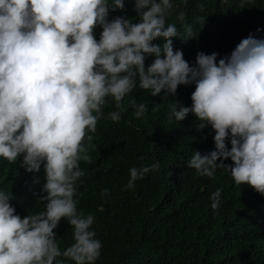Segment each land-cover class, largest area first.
Listing matches in <instances>:
<instances>
[{
  "label": "clouds",
  "instance_id": "9594fccd",
  "mask_svg": "<svg viewBox=\"0 0 264 264\" xmlns=\"http://www.w3.org/2000/svg\"><path fill=\"white\" fill-rule=\"evenodd\" d=\"M133 2L139 22L108 19L110 12L125 10V0H0V158L14 164L22 157L30 173L43 168L38 201L46 202L44 211L21 218L11 194L0 189V264H54L61 256L74 264H96L103 245L92 230L94 214L78 210L85 175L80 163H93V134L105 118L108 98L116 110L107 119L119 123L122 101L137 87L168 99L179 86L194 85L191 106L175 100L167 119L180 122L194 115L198 131L211 127L215 133V150L193 152L186 166L209 178L222 168L235 185L264 196V39L250 33L230 55L218 60L215 52H198L190 65L173 47L178 30L167 22L175 11L173 0ZM176 15L185 20L183 11ZM185 32V40L191 39L190 25ZM149 56L154 59L146 67ZM130 103L134 116L144 118L148 106ZM159 167L130 168L126 188ZM222 191L210 195L214 211ZM108 195L107 189L101 193ZM62 219L73 239L63 251L55 233Z\"/></svg>",
  "mask_w": 264,
  "mask_h": 264
},
{
  "label": "trees",
  "instance_id": "16d2710c",
  "mask_svg": "<svg viewBox=\"0 0 264 264\" xmlns=\"http://www.w3.org/2000/svg\"><path fill=\"white\" fill-rule=\"evenodd\" d=\"M173 3L175 11L167 20L178 30L173 47L183 51L190 65L195 64L198 52H215L218 60L230 55L250 33L264 39V0ZM133 9V0H125V10L110 12L108 19L124 16L139 22ZM179 11L185 13L183 22L177 19ZM189 25L193 35L185 40ZM101 31L95 29L97 40ZM154 43L162 46L164 41ZM153 59L147 57L145 66ZM194 90V85H182L174 97L163 99V92L153 97L137 87L122 101L125 111L119 123L107 119V113L116 110L115 102L108 98L102 109L105 118L93 134L97 137V149L90 152L93 163H80L85 175L76 197L78 210L95 216L92 230L103 245L96 264H264V196L246 185H235L222 168L214 178L198 176L187 162L195 151L215 150V133L211 127L198 131L200 121L192 114L180 122L167 119L169 105L175 100L191 106ZM132 99L148 106L144 118L134 116ZM154 163L160 165L156 172L137 180L132 189L126 188L130 168ZM44 182L43 168L30 173L22 166V157L14 164L0 158V189L11 194L10 203L21 218L44 211L46 202L38 201ZM104 189L109 195L102 198ZM217 189L223 191L214 211L210 195ZM55 233L61 251L71 246L72 229L67 220H61ZM54 264L74 262L61 256Z\"/></svg>",
  "mask_w": 264,
  "mask_h": 264
}]
</instances>
